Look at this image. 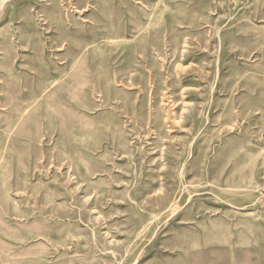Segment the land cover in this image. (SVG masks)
<instances>
[{"label": "rangeland", "instance_id": "obj_1", "mask_svg": "<svg viewBox=\"0 0 264 264\" xmlns=\"http://www.w3.org/2000/svg\"><path fill=\"white\" fill-rule=\"evenodd\" d=\"M0 264H264V0H0Z\"/></svg>", "mask_w": 264, "mask_h": 264}]
</instances>
